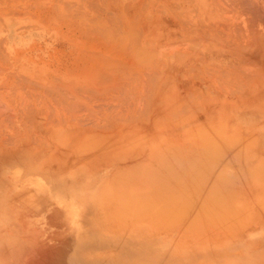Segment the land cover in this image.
Wrapping results in <instances>:
<instances>
[{
	"label": "bare ground",
	"instance_id": "1",
	"mask_svg": "<svg viewBox=\"0 0 264 264\" xmlns=\"http://www.w3.org/2000/svg\"><path fill=\"white\" fill-rule=\"evenodd\" d=\"M26 17L72 43L58 71L2 43ZM3 74L0 183L69 236L56 259L25 235L19 264H227L235 238L264 254V0H0Z\"/></svg>",
	"mask_w": 264,
	"mask_h": 264
},
{
	"label": "rangeland",
	"instance_id": "2",
	"mask_svg": "<svg viewBox=\"0 0 264 264\" xmlns=\"http://www.w3.org/2000/svg\"><path fill=\"white\" fill-rule=\"evenodd\" d=\"M23 22H25L26 24H29V23L32 24L33 23L36 27H33L34 30H30L29 27L21 28L23 26V24H21V22H19V24L13 23V24H11L10 28L5 29L4 33L2 34L4 36L3 37L4 40L5 39L7 40V42L2 41V43L6 44L5 46L7 49L10 50V53H14L13 57L15 58L16 56H20L19 61H21V63H19L17 65L18 68H20L21 66L23 67L24 61H26L25 63H27V66L25 65V67L33 66V61H32V59H33V60H35L34 65L36 67L39 64V67L44 68V70L46 68H48V71L50 70L49 72H51V71H58L57 70V67H59L58 64H60V66L65 65L66 62L69 61V59H68L69 55H70L69 52H70V49L73 48L72 43L69 41V39L61 37L60 35H57V36H54L52 34L50 35L48 32H45V30H42L43 28L40 27L39 23H36L34 21V19H31L30 17H26L25 19H23ZM20 25H22V26H20ZM62 26H65V25L62 24ZM16 27H18V28H16ZM65 28H66V26H65ZM9 39H10V41H9ZM8 41H9V43H8ZM57 58H58V60H60V61L62 60V61L59 62L57 60ZM24 71L31 74L27 68H25ZM52 73H56V72H52ZM61 73H62V75H64V72H61ZM57 74L58 73H56V75ZM5 76H6L5 74L0 75V77H3V78H5ZM7 181H8L7 184L0 183V187H1L0 188V213H1L0 214V227H1L0 228V234H2L0 236V256L3 254L2 257H0V264H4V263L5 264H19V262H21L20 259L23 256L24 250H27V248L23 249V246H22V244H25L27 242V238L25 237V235L27 236V235H32V234H34V236H36V235L39 236L38 240L36 239L37 237L33 238V239H31V237H30V240L33 243H35L33 241L34 239L37 242L39 240L42 241V242H38V247L41 246V244H44L45 242H47V246H49V244L55 245V248H56V246H59V245L62 246L63 245V247L60 246L63 249H61V248L58 249L59 250L58 251V257L54 256L56 259L61 258L60 257V255H62L61 251L62 252H64V251L67 252V251H66V249H64V246H65L63 243L64 240H61V238L59 240V236L62 237V239L68 238L69 236H68L67 232L65 233L64 229L57 231L56 226L54 224H52V222L49 218L50 216L48 217V212H43V208L42 209L38 208L41 204L39 206L37 205L36 206L37 208H35L36 210L37 209H39V211L41 210L40 213L38 210L36 211L35 209L34 210L36 211V213L34 211L26 213L25 209H19V208L11 207L9 205L10 200L13 199L14 196L18 197L17 193L20 194V191L24 190V188L27 186L22 187L20 185L19 188L15 189V186L14 185L12 186L10 183L11 180L7 179ZM7 187H13L15 191H13V190L10 191V190H8L9 188H7ZM33 190L34 189L32 187V191ZM17 191H19V192H17ZM32 191L30 190V192H32ZM11 192H12V194H13V192H17L16 193L17 195L15 193H14L15 194L14 196H12V194L9 195ZM7 194L10 197H7ZM35 194L38 195V192H35ZM47 194L48 193H45V195H47ZM40 195H43V194L39 192L38 196H40ZM70 196H72V195H70ZM44 197L46 200L47 199L46 196H44ZM48 197H49L48 198L49 201H47L48 203L53 204L56 202V200L53 196L52 197L48 196ZM18 199H19V197H18ZM37 204H38V202H37ZM59 208H61L60 209L61 212H63V214L66 216V214H65L66 210L62 207H59ZM67 219H68V217H67ZM68 223L70 224L71 222L68 220ZM70 226H73L72 228H75V225H73V224H71ZM263 227H264V224L260 225L256 228V230L258 232H261L262 235H264V228ZM40 231H43L44 236L43 235L40 236ZM61 231H62V233H61ZM48 234L49 235L51 234V235L47 237ZM250 234H251V231L249 232V235ZM255 234H257V233H254L253 235H255ZM52 235L53 236L55 235L57 238H55V236L53 237ZM63 235L66 237H64ZM253 235H252V240L250 242V244H252L251 247H253V243H255ZM16 236H18L19 238L18 237L15 238ZM18 239H19V243H18ZM70 239L72 240V242H74V240L76 238L70 237ZM224 241H225V238L223 240V243H224ZM245 242L246 241L242 242V240H239L238 238H235L231 241V245L228 246L229 256L226 257V255L223 252L224 259L228 260L227 264L228 263L229 264H264V258H263L264 254L263 255H252L249 252L247 244ZM239 250H243L245 253L242 252V255H240L241 253L238 252ZM59 252H60V254H59ZM258 252L262 253V251H258ZM4 253L7 254L8 256L5 255ZM64 254H66V253H63V255ZM38 256L35 257V259H36L34 261L35 263L30 260L32 262L31 264L41 263L40 261H37V259H39ZM30 258H31V253H30ZM9 259H10V261H9ZM62 259H64V258H62ZM220 259L221 258H219V260ZM65 261H66V258H65ZM1 262H3V263H1ZM61 262L64 263L62 260H61Z\"/></svg>",
	"mask_w": 264,
	"mask_h": 264
}]
</instances>
